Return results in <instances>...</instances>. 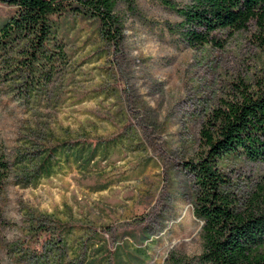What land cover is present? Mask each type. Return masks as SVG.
I'll use <instances>...</instances> for the list:
<instances>
[{"label": "rangeland", "instance_id": "1", "mask_svg": "<svg viewBox=\"0 0 264 264\" xmlns=\"http://www.w3.org/2000/svg\"><path fill=\"white\" fill-rule=\"evenodd\" d=\"M133 4L119 1L116 8L124 25L120 50L104 42L95 21L51 15L38 88L25 84L33 73L2 74L21 64L24 39L0 56V158L11 162L0 180V264L34 263L31 246L20 249L18 241L28 235L30 215L40 212L76 225L68 240L73 250L60 264H84L123 241L146 250L145 264L201 251L202 221L193 213L194 185L181 160L199 153L201 117L226 80L261 55L247 33L227 37L217 49L195 50L168 29L180 19L173 9L160 0ZM12 10L0 2V25ZM88 136L112 144L97 164L82 170L61 159L49 175L26 179L25 160L42 146ZM263 172L254 162L234 168L241 181ZM50 257L51 251L48 264Z\"/></svg>", "mask_w": 264, "mask_h": 264}, {"label": "trees", "instance_id": "2", "mask_svg": "<svg viewBox=\"0 0 264 264\" xmlns=\"http://www.w3.org/2000/svg\"><path fill=\"white\" fill-rule=\"evenodd\" d=\"M119 1L134 6L133 0H0L13 7L10 18L0 25V56L17 39H24L28 46L20 49L25 53L21 64L5 67L2 74L9 77L11 72L18 75L21 71L25 78L33 73L35 78L31 75L25 84L38 88L35 72H42V51L50 49L51 15L65 12L95 21L104 42L120 50L124 25L116 9ZM160 1L180 16L167 26L187 46L198 51L217 49L227 37L247 33L261 55L248 71L226 80L222 93L201 117L199 153L181 160L194 185L193 213L202 221L201 251L194 257L170 253L167 262L192 264L195 259L197 264H264V172L249 181H241L234 173V168L244 163L264 166V0ZM59 51L63 57V50ZM109 145V139L90 136L49 142L34 160H25L29 165L25 177L31 181L49 175L61 159L88 170L106 157ZM10 163L0 158V180L7 175ZM29 218L28 235L18 241L20 249L27 251L31 246L36 256L33 264H48L44 256L50 251L51 264L63 262L66 250H73L68 240L75 223L47 212L32 213ZM79 251L75 249L74 255ZM147 257L145 249L123 241L84 264H145Z\"/></svg>", "mask_w": 264, "mask_h": 264}]
</instances>
